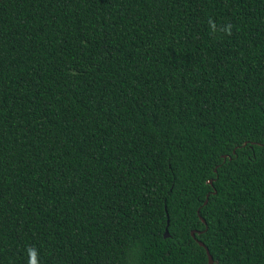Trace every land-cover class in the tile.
I'll use <instances>...</instances> for the list:
<instances>
[{
  "label": "trees",
  "instance_id": "trees-1",
  "mask_svg": "<svg viewBox=\"0 0 264 264\" xmlns=\"http://www.w3.org/2000/svg\"><path fill=\"white\" fill-rule=\"evenodd\" d=\"M198 241L264 264V0H0V264Z\"/></svg>",
  "mask_w": 264,
  "mask_h": 264
},
{
  "label": "water",
  "instance_id": "water-1",
  "mask_svg": "<svg viewBox=\"0 0 264 264\" xmlns=\"http://www.w3.org/2000/svg\"><path fill=\"white\" fill-rule=\"evenodd\" d=\"M204 202H205V201H204ZM166 224H167V219H166ZM190 233H191V235H192V232H190ZM163 236H167V229H166V227L164 228ZM198 244H199L200 246H203V248H204V250H205L206 257H207V263H208V264H212V258H211V256H210V254L208 253L206 247H205L200 241H198Z\"/></svg>",
  "mask_w": 264,
  "mask_h": 264
},
{
  "label": "clouds",
  "instance_id": "clouds-1",
  "mask_svg": "<svg viewBox=\"0 0 264 264\" xmlns=\"http://www.w3.org/2000/svg\"><path fill=\"white\" fill-rule=\"evenodd\" d=\"M226 32H228L227 28L225 30ZM230 34V33H228ZM28 253H29V256L31 257L30 259V264H37V261H36V255H37V251L33 248H30L28 249Z\"/></svg>",
  "mask_w": 264,
  "mask_h": 264
}]
</instances>
